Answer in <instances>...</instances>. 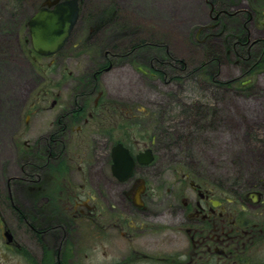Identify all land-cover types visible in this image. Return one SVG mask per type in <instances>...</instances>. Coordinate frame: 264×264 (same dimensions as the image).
I'll return each instance as SVG.
<instances>
[{
  "label": "flooded vegetation",
  "instance_id": "af4514ba",
  "mask_svg": "<svg viewBox=\"0 0 264 264\" xmlns=\"http://www.w3.org/2000/svg\"><path fill=\"white\" fill-rule=\"evenodd\" d=\"M203 1L205 25L216 28L223 9ZM239 6L235 13L246 12ZM44 61L37 63L51 73ZM105 63L76 80L86 83L76 86L82 100H61L68 89L61 84L39 89L29 104L23 132L37 139L13 144L15 171L0 170V254L29 264H92L95 254L99 264H264V189L223 193L190 175L158 182L155 136L143 132L141 103L109 101L105 86L87 85L105 80L112 70ZM57 64L59 79L72 81ZM24 95L23 103L29 88ZM117 145L133 163L127 179L124 156L113 170Z\"/></svg>",
  "mask_w": 264,
  "mask_h": 264
},
{
  "label": "rangeland",
  "instance_id": "374dc122",
  "mask_svg": "<svg viewBox=\"0 0 264 264\" xmlns=\"http://www.w3.org/2000/svg\"><path fill=\"white\" fill-rule=\"evenodd\" d=\"M43 1L0 0V170L1 165H7L9 171H15L13 144L20 145L23 138L37 139V132L25 134L23 126L38 90H53L67 84L61 100L72 101L71 94L78 97L80 93L76 80L91 66L101 63L105 48L109 54L106 57L113 64L105 80L99 81L107 91L106 100L140 101L144 111L157 116L162 113V122L154 131L158 182L175 184L176 180H183L181 176L194 174L199 178L192 177L200 182L216 189L220 186L223 193L238 195L264 189V0H212L219 12L223 9L222 18L227 17L226 12L230 16L235 14L234 23L221 29L225 34H233L225 41L217 34L220 27L197 34L198 27L208 23L203 0H124L123 7L112 0L111 5L107 0H89L88 6L82 8L83 21L58 55L60 68L66 70L65 75L72 74V81L59 79L55 71L58 64L51 67V73H45L28 52L27 21ZM238 3L242 5L238 8L253 13H235ZM105 8L115 12L109 15L119 18L121 25L105 27L101 19L108 18ZM252 14L255 22L249 25L250 33L246 36L241 29L242 18H252ZM86 19L93 22L86 23ZM90 32L95 33V38L83 41ZM213 34L220 39L212 38ZM142 43L146 47L131 49V45ZM96 44L103 46L97 55H89ZM142 52L158 64L182 59L190 69L200 67V71L190 79L176 70L170 72L165 82L149 81L136 72L143 67L142 58H138ZM127 54L131 57L124 56ZM204 69L207 74L212 73V82L205 79L201 72ZM226 82L232 83L231 90L225 89ZM26 88L30 95L23 103ZM196 104L201 105L198 112L203 117L197 114V125L189 129V135L181 126L188 123V111ZM29 121L32 123L33 118ZM144 128L150 129L148 123H142ZM189 138L190 145L183 146L181 142ZM15 156L19 164L20 153ZM1 241L0 238V245ZM94 243L98 254L102 243ZM94 256L92 264L103 262L101 257ZM0 258V264H29L15 254L1 253Z\"/></svg>",
  "mask_w": 264,
  "mask_h": 264
},
{
  "label": "water",
  "instance_id": "95a60500",
  "mask_svg": "<svg viewBox=\"0 0 264 264\" xmlns=\"http://www.w3.org/2000/svg\"><path fill=\"white\" fill-rule=\"evenodd\" d=\"M77 17V0H46L28 21L32 49L40 55L57 52Z\"/></svg>",
  "mask_w": 264,
  "mask_h": 264
},
{
  "label": "trees",
  "instance_id": "16d2710c",
  "mask_svg": "<svg viewBox=\"0 0 264 264\" xmlns=\"http://www.w3.org/2000/svg\"><path fill=\"white\" fill-rule=\"evenodd\" d=\"M224 29V28H223ZM224 32V30H223ZM233 36V34H225L224 37H223V41L227 40V39H230L231 37ZM172 62H159V64L157 63L156 61V79L159 81V82H165L168 78H169V75L171 74L170 72H173L175 73L176 70L180 71L181 73H183L185 75V77H187L188 79H190V77H192L194 74H196L197 71H200V67L197 68V69H190L187 64H185L183 61L181 60H171ZM201 72H203V75L205 77V79L208 81V82H212L213 81V77H212V73H209L207 74L208 71H206V69L204 70H201ZM175 80L179 79V78H176L174 77ZM184 80V79H182ZM227 84L224 85L225 86V89L226 90H231V85L232 83L231 82H226ZM221 88L224 89V86H221L219 85ZM240 87H242V85L240 84ZM249 87V86H248ZM199 107H201L200 104H196V105H192L191 109L188 111V113L191 115L190 118H187L188 120V123L182 125L181 129H185L189 135H191L189 129L193 126H196V121H195V117L197 116V114L201 117H203L202 115V112H198V110L200 109ZM202 108V107H201ZM192 110L194 112H192ZM159 116H157V114L153 115V113L150 114V121H151V125L155 126V130L157 129L156 125L159 123L162 122V113H159L158 114ZM155 123V124H154ZM199 125V124H198ZM159 131H160V128H159ZM159 136H163V134L159 133L158 134ZM183 144V146L185 147H188L191 143V139H185L181 142Z\"/></svg>",
  "mask_w": 264,
  "mask_h": 264
}]
</instances>
